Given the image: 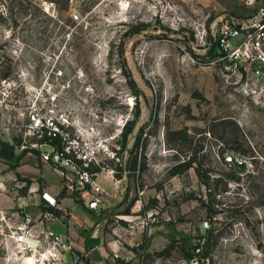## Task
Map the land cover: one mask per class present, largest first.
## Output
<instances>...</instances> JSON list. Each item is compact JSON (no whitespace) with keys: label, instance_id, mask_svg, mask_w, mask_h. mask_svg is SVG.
<instances>
[{"label":"rangeland","instance_id":"374dc122","mask_svg":"<svg viewBox=\"0 0 264 264\" xmlns=\"http://www.w3.org/2000/svg\"><path fill=\"white\" fill-rule=\"evenodd\" d=\"M247 1L0 0V148L13 149L0 157V229L51 182L64 196L47 146L26 135L32 114H52L91 171L124 179L104 212L141 229L124 243L136 264H187L194 245L203 264H264V100L210 64L211 27L251 13Z\"/></svg>","mask_w":264,"mask_h":264},{"label":"built area","instance_id":"2783aa9c","mask_svg":"<svg viewBox=\"0 0 264 264\" xmlns=\"http://www.w3.org/2000/svg\"><path fill=\"white\" fill-rule=\"evenodd\" d=\"M247 5L252 7L251 13H226L211 27L213 55L210 64L222 65L229 75L242 81L248 94L264 100V0H248ZM68 129L69 122L63 117L32 114L26 135L37 136L47 146L41 152V159L59 169L64 191L75 195L89 209H96L102 200V189L96 180L98 173L90 170L89 160L73 150L78 141ZM54 139H59V147L51 142ZM228 154L226 160L234 158L247 165L246 159L237 160L236 153ZM75 157L83 161L75 164ZM113 171L107 170L111 175ZM40 199L42 207L36 215L21 208L7 219L3 217L1 264H79L73 240L67 233L51 227L56 212L63 210V198L60 193L53 195L42 191ZM203 224L202 227H208L207 220ZM187 264H203V259L193 252Z\"/></svg>","mask_w":264,"mask_h":264},{"label":"crops","instance_id":"0c3cea01","mask_svg":"<svg viewBox=\"0 0 264 264\" xmlns=\"http://www.w3.org/2000/svg\"><path fill=\"white\" fill-rule=\"evenodd\" d=\"M96 180L102 189V200L98 208L89 209L77 198H75L77 201L73 200L69 192L63 191L64 194L61 192L64 195L61 196L63 210L56 212V219L50 226L54 230L67 233L73 240L75 251L80 257L79 264H136L133 253L125 249L124 243L129 247L136 244L139 236H142L141 229L107 226V216L104 212L112 204H118L123 200L124 179L114 180L113 175L101 173ZM42 191L55 195L61 191V184L55 185L51 182ZM41 202L38 194L32 202L21 207L36 215L42 207ZM154 232L155 236L161 235L163 230L155 229ZM120 233L121 235H118Z\"/></svg>","mask_w":264,"mask_h":264},{"label":"trees","instance_id":"16d2710c","mask_svg":"<svg viewBox=\"0 0 264 264\" xmlns=\"http://www.w3.org/2000/svg\"><path fill=\"white\" fill-rule=\"evenodd\" d=\"M132 129H133V124L130 127L126 128L125 132L123 133V138L124 139L126 137V134L127 133H130L132 131ZM51 142L54 145H56L57 147L60 146L59 139H54ZM12 156H13V149H12V147L9 146L7 143H2L1 148H0V157L6 158V159H11ZM230 162L234 165L235 168H244L246 166L245 163H238V161H236L234 158H232ZM130 163H131L130 164L131 165L130 166L131 171L132 172H135L136 167H137V161H136V159L134 158ZM114 176L117 179L121 178L120 173H115ZM190 248H192L191 249V252H189V250H187V252L185 253V255L187 256L186 257L187 260L192 256V253L197 248V245H194V246H192ZM167 250H168V248H165V250H163V252L165 253Z\"/></svg>","mask_w":264,"mask_h":264}]
</instances>
